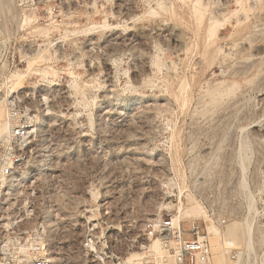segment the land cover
<instances>
[{"label": "rangeland", "instance_id": "1", "mask_svg": "<svg viewBox=\"0 0 264 264\" xmlns=\"http://www.w3.org/2000/svg\"><path fill=\"white\" fill-rule=\"evenodd\" d=\"M161 1L0 0L1 120L31 127L23 175L69 264H122L128 253L114 256L144 220L193 203L223 242L264 246V0H245V13L200 0L201 18L194 0ZM86 224L104 234L103 259L73 253Z\"/></svg>", "mask_w": 264, "mask_h": 264}, {"label": "built area", "instance_id": "2", "mask_svg": "<svg viewBox=\"0 0 264 264\" xmlns=\"http://www.w3.org/2000/svg\"><path fill=\"white\" fill-rule=\"evenodd\" d=\"M28 2L32 5L35 0ZM16 119L10 112L7 114L6 120L16 123L11 125L6 142L0 145V264H69L70 253H64L61 244H54L49 236L53 222H47L48 219L45 220L34 207V199L41 193L34 194V189L27 186L28 177H21L23 172L30 174L27 162L31 156L33 133L26 119ZM34 179L33 176L29 186ZM17 190L27 191L25 202L21 203ZM202 227L201 231L200 225L193 222L180 229L171 214L148 218L140 225L139 237H128L122 254L114 258L119 259L123 253L133 250L147 251L152 239L158 237L173 264H215L205 225ZM101 240H104V234L99 235L96 224H86L73 253L94 261L100 255L97 248ZM227 255L231 260L240 258L241 263L247 258L252 264H264V246L250 252L245 248L230 247Z\"/></svg>", "mask_w": 264, "mask_h": 264}, {"label": "bare ground", "instance_id": "3", "mask_svg": "<svg viewBox=\"0 0 264 264\" xmlns=\"http://www.w3.org/2000/svg\"><path fill=\"white\" fill-rule=\"evenodd\" d=\"M161 1V0H160ZM174 1V0H173ZM178 1V0H177ZM181 1V0H180ZM191 1V0H190ZM189 1V2H190ZM159 2V1H158ZM157 2V3H158ZM162 2V1H161ZM184 2V1H183ZM244 2L246 3V1L245 0H235V3L239 6V8H240V11L242 10V11H244V13H245V11L247 10V7H246V5L244 4ZM182 3V2H181ZM185 4H186V1L184 2ZM183 3V4H184ZM203 3H205V0H204V2ZM226 3V2H225ZM165 4H166V2H165ZM184 4V5H185ZM188 4V3H187ZM227 4V3H226ZM167 5V4H166ZM192 10H193V13L195 14V16L197 17V18H201L202 17V14L205 12V10H206V6H204V5H206V4H202V3H200V0H194L193 2H192ZM209 6V5H208ZM228 6V5H227ZM160 8V12H161V10L163 11V12H165V10H167L166 9V6H164V5H159V7H158V9ZM171 8V7H170ZM174 9V8H173ZM173 9H171L172 11H173ZM217 9V12L218 11H220V10H218V8H216ZM150 10H151V8H150ZM170 10V9H169ZM168 10V11H169ZM214 10H215V8H214ZM209 11V10H208ZM208 11H207V13H208ZM224 11V10H223ZM222 11V12H223ZM241 11V12H242ZM248 11H249V9H248ZM149 12V11H148ZM152 12L153 13H157V11L155 10V9H152ZM212 12H213V8H212ZM215 13H216V11H214ZM230 12V11H229ZM238 12H239V10H238ZM206 13V14H207ZM234 13V12H233ZM236 13V12H235ZM148 14V13H147ZM173 14V13H172ZM228 15V14H227ZM233 15H235V14H233ZM239 15V14H238ZM180 16H182V15H180ZM193 16V15H192ZM201 16V17H200ZM140 17V16H139ZM138 17V18H139ZM214 16H212L211 17V19H214L213 18ZM30 18V17H29ZM137 18V19H138ZM209 18H210V16H209ZM218 18V17H217ZM235 19H242V17L240 16H236L235 17ZM245 19V18H244ZM241 21V20H240ZM28 22H29V20H28ZM214 22H215V20H214ZM27 23V22H26ZM103 24H104V22H102ZM102 24V25H103ZM216 24V23H215ZM249 24V23H248ZM105 25V24H104ZM103 27H105V26H103ZM209 28V27H208ZM211 29H213V23L210 25V32H211V34H214L212 31H214V30H211ZM39 30V32L38 33H40V31L41 32H43V34L44 33H46L47 31H48V29L47 28H45V27H43V28H39L38 29ZM215 32V31H214ZM50 43V42H49ZM195 50H196V48H195ZM218 51V50H217ZM216 54V53H215ZM223 54V53H222ZM240 54V53H239ZM220 55H221V52H220ZM224 55V54H223ZM44 56V55H43ZM47 56H49V55H47ZM52 56V55H51ZM214 56L215 55H213V59H215L214 58ZM216 56H217V54H216ZM42 57V56H41ZM221 57V58H220ZM219 57V60H220V64H221V62H225L226 60L224 59V57H222V56H220ZM47 58V57H46ZM218 58V57H217ZM226 58V57H225ZM227 59V61H228V59L229 58H226ZM226 61V62H227ZM218 62V61H217ZM255 62V61H254ZM210 63H212V62H210ZM252 63V62H251ZM181 64V63H180ZM226 65V64H225ZM231 65V64H230ZM156 66V65H155ZM229 66V65H228ZM250 66V65H249ZM50 71H51V69H50ZM49 72V71H48ZM52 72H53V70H52ZM237 72V71H236ZM49 73H51V72H49ZM48 73V74H49ZM52 74H55L54 72L53 73H51L50 75L51 76H54V75H52ZM16 77V82L15 83H13V85H12V83H11V85H12V87L14 86V84L15 85H18L21 81H19L20 79H19V76L17 75V76H15ZM92 83V82H91ZM93 84V83H92ZM220 86V85H219ZM217 87V86H216ZM235 87H236V85H235ZM221 88V87H220ZM233 88H234V84H229V85H227L226 87L224 86V93L225 94H229L232 90H233ZM184 89V88H183ZM216 89V88H215ZM181 90V89H180ZM223 90V89H222ZM208 91V90H207ZM211 91H213V90H211ZM181 92V91H180ZM208 92H210V91H208ZM207 92V93H208ZM220 92V91H219ZM234 92V91H233ZM206 93V94H207ZM217 93V92H216ZM223 94V93H222ZM220 94H208V96H209V99H208V104H209V106L210 105H213V104H215L217 101H218V98H220V96H219ZM184 99V98H183ZM184 103V102H183ZM205 105L207 104L206 102L204 103ZM204 108H205V106H204ZM212 108V107H211ZM214 108V107H213ZM3 116H4V113H3V109H2V107H0V141H3V140H5V138L7 139V134L9 133V130H10V125H11V123L9 124V122L8 121H5V120H1L2 118H3ZM38 119V118H37ZM13 124V123H12ZM177 149V148H176ZM176 152V151H175ZM176 157H178V156H176ZM177 159V158H176ZM179 164V163H178ZM23 174H26V172H23L22 174H21V177L22 178H24V177H26V175H23ZM179 195V194H178ZM180 200V199H179ZM253 201V200H252ZM195 202V201H194ZM180 203V202H179ZM182 205V204H181ZM205 208H203L200 204H198V203H193L191 206H189V207H187V206H185V207H183V206H179L178 208H177V211L175 212V216H174V218H173V222H174V224L176 225V224H178V223H180V221H181V219L183 218L184 219V222H183V225H182V227H185L186 225H190L191 223H193L196 219H202L203 221H204V224H205V228H206V232H207V237H208V239H209V242H210V245H211V249H212V253H213V261H214V263L215 264H242L241 263V261H240V258L239 259H237V260H231L230 259V257L227 255V249L228 248H230V247H236L237 246V244H238V242H237V240L238 239H234L233 240V238L232 237H235V235H236V233H237V230H235V231H233V233H232V235H231V238L232 239H226L224 242H223V235L221 234V232H220V230H219V227L218 226H216L215 224H214V222H213V220H211V218L207 215V213H206V211L204 210ZM220 215V214H219ZM47 216H48V214H47ZM187 218V219H186ZM222 224V223H221ZM246 224V223H245ZM246 228H248V227H245V229ZM243 231V230H242ZM245 231V230H244ZM248 230H247V232L245 231V232H242V235H244V236H246V237H248V240L246 241V242H250V240H249V235H248ZM155 240L153 241V239H152V243H150V246H149V248L147 249V251H139V252H137V251H132V252H129L127 255H129L128 257H127V259L122 263V264H173V260H172V258L168 255V253L163 249V247L161 246V243L159 242L160 241V239L159 238H157V239H159V240H157L156 238H154ZM223 243H225L224 245H223ZM245 248L247 249L248 247L247 246H245ZM247 250H249V249H247ZM99 257L101 258V259H103V257H101L100 255H99ZM126 257V256H125Z\"/></svg>", "mask_w": 264, "mask_h": 264}]
</instances>
